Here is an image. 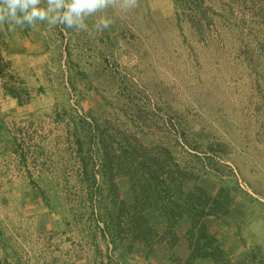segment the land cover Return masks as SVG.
Returning a JSON list of instances; mask_svg holds the SVG:
<instances>
[{
    "label": "rangeland",
    "instance_id": "374dc122",
    "mask_svg": "<svg viewBox=\"0 0 264 264\" xmlns=\"http://www.w3.org/2000/svg\"><path fill=\"white\" fill-rule=\"evenodd\" d=\"M101 15L112 23L98 31ZM87 23L90 32L38 21L25 38L52 48L27 70L24 59L7 65L15 26L2 48L12 82L50 96L34 116L0 115V264H120L91 215L99 190L72 173L71 132L94 119L152 127L145 140L169 143L210 194L227 188L235 201L220 226L246 250L234 261L264 264V0H138ZM117 184L129 201L130 181Z\"/></svg>",
    "mask_w": 264,
    "mask_h": 264
},
{
    "label": "trees",
    "instance_id": "16d2710c",
    "mask_svg": "<svg viewBox=\"0 0 264 264\" xmlns=\"http://www.w3.org/2000/svg\"><path fill=\"white\" fill-rule=\"evenodd\" d=\"M15 30L18 36H27L31 28L15 26ZM6 37L12 38V26L8 24L0 26V51ZM8 90L21 104L32 99L28 88L11 86ZM92 121L93 124L87 122L88 129L71 132L68 144L79 164L72 172L76 179L83 187L99 190V195L90 194L91 215L97 217L95 228L107 243L110 262L117 245L127 241L129 248L141 244L151 252L163 243L174 248L180 240L176 227L188 217L191 226L186 238L191 255L183 259L173 254L177 264H194L201 259H212L216 264H250L249 255L232 260L208 223L210 218L225 219L231 213L235 199L227 188H221L216 195L210 194L200 184L197 168L180 161L169 143L145 140L146 136L154 134L152 127L143 125L136 131L110 120L102 124L97 119ZM122 177L130 181L132 197L129 201L122 197L117 184ZM191 182L193 187L188 189ZM150 211H156L165 221L164 232L149 219ZM256 260L254 256L252 263Z\"/></svg>",
    "mask_w": 264,
    "mask_h": 264
},
{
    "label": "crops",
    "instance_id": "0c3cea01",
    "mask_svg": "<svg viewBox=\"0 0 264 264\" xmlns=\"http://www.w3.org/2000/svg\"><path fill=\"white\" fill-rule=\"evenodd\" d=\"M17 37L20 38H18V40H15L13 43H9L7 45L8 46L7 48L11 54L9 57H7L9 58V62L7 63V65L9 64L11 66L10 61H12L13 67L11 68L15 69L14 60L20 61L21 59H24L26 64H29L31 60L34 61L38 59V57L47 58L50 55L49 53L51 52L52 46L48 42L43 43L42 41L41 42L37 41V39L34 38L33 39H30V37L25 38L26 36L17 35ZM3 50L4 49L0 51V57L2 58L7 54L6 52H3ZM38 54H40V56ZM31 64H35V63H31ZM31 64L26 66V70L28 67H32ZM35 66L37 67V65ZM21 70L23 69L18 68L17 72H20ZM12 73H13L12 70L10 71L8 69H5L3 66L0 65V113H1L0 115L4 116L5 114L7 115L9 114V115H15L18 118H20L25 114H31L34 116L37 110L43 108L41 107V105L39 106V104L44 103L45 98H48V96H50L49 92L43 90L44 92L41 93V95L37 99L34 98L31 99V101L27 104H21L17 98L13 97L10 94L8 90V87L16 86V84H14L12 81L13 79H16L17 76H13ZM58 119L62 120L61 116H59ZM0 125H1V130H0V135H1L3 134V131L6 128H4L3 123H1ZM4 148L5 147H3V149ZM126 179L129 180L128 178H125V180ZM239 205L240 203L235 204L233 208L234 212H236V208ZM148 217L160 232L165 231L166 223L156 211H150L148 213ZM221 221L222 220H219L217 218H210L208 220V223L211 229L213 230V232H215L218 235L229 257L232 260L240 258L243 255V252L246 251L245 246H243L242 243H240V241H238L237 238H235V236L232 235V233L223 230V228L220 226ZM248 222L249 221L247 220L239 221L238 223L239 231L241 233L245 231V227L247 226ZM190 226H191V219L188 217L184 218L178 224V226L176 227V232L180 240L179 243L174 248H170L167 244L163 243L160 244L151 252L149 251L148 247L141 244H135L131 248H129L130 244L127 241L124 243H119L117 245V250L114 251L113 253L115 254V257L119 259L120 264H177V262H175L172 258L173 254L183 259H187L191 255L190 244L188 239L186 238V234L190 229ZM226 230H229V228H227ZM257 242L258 244H260L259 241ZM249 244H257V243L252 240H249ZM194 264H216V263L212 259H201L196 261Z\"/></svg>",
    "mask_w": 264,
    "mask_h": 264
},
{
    "label": "clouds",
    "instance_id": "9594fccd",
    "mask_svg": "<svg viewBox=\"0 0 264 264\" xmlns=\"http://www.w3.org/2000/svg\"><path fill=\"white\" fill-rule=\"evenodd\" d=\"M138 6V0H0V26L5 24L33 28L37 22L49 27L62 25L78 32H90L88 19L109 8L130 11ZM112 20L101 15L94 27L103 30ZM91 34V33H90Z\"/></svg>",
    "mask_w": 264,
    "mask_h": 264
}]
</instances>
